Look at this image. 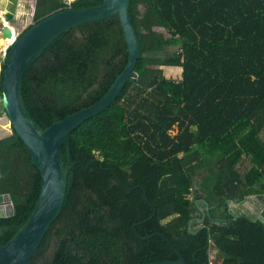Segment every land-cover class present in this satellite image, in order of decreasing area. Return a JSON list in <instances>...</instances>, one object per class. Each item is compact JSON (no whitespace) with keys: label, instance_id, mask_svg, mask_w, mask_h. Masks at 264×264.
Instances as JSON below:
<instances>
[{"label":"trees","instance_id":"16d2710c","mask_svg":"<svg viewBox=\"0 0 264 264\" xmlns=\"http://www.w3.org/2000/svg\"><path fill=\"white\" fill-rule=\"evenodd\" d=\"M103 2L38 0L35 22ZM130 14L138 78L69 136L65 204L27 264L177 261L166 238L188 264H211L212 245L220 264H264V220L229 208L264 194V0H131ZM128 59L118 15L73 28L23 77L28 115L46 129L93 105ZM62 154L68 164L67 146ZM245 158L252 165L243 171ZM40 191L22 139H0V194L16 209L0 217V244L29 220Z\"/></svg>","mask_w":264,"mask_h":264},{"label":"water","instance_id":"95a60500","mask_svg":"<svg viewBox=\"0 0 264 264\" xmlns=\"http://www.w3.org/2000/svg\"><path fill=\"white\" fill-rule=\"evenodd\" d=\"M130 6L131 0H104L101 5L94 7H71L58 11L37 23L34 22L18 36L13 27L9 25L4 27L3 37L12 38L13 42L6 51L2 99L10 130L12 133L16 132L22 139L31 154L33 164L40 171L41 191L29 220L8 243L0 244V264H27L38 252L65 204L69 169L75 165L71 158L69 136L82 123L106 111L122 94L128 82L138 78L135 68L142 49L130 14ZM114 15L119 16L128 47L129 59L125 68L96 103L66 116L63 120L54 122L46 129L42 128L28 115L22 102L20 88L26 72L63 34L82 24ZM7 16L8 20L13 18L11 13ZM64 146L68 147V164L62 154ZM148 202L152 205L150 201ZM15 212L11 195L0 194V217L12 216ZM199 220L204 221V218ZM136 234L141 237L137 232ZM162 236L165 237L164 234ZM166 239L179 255V259L151 264H188L172 242Z\"/></svg>","mask_w":264,"mask_h":264},{"label":"rangeland","instance_id":"374dc122","mask_svg":"<svg viewBox=\"0 0 264 264\" xmlns=\"http://www.w3.org/2000/svg\"><path fill=\"white\" fill-rule=\"evenodd\" d=\"M1 1H5V4L7 3V1H9L10 6L7 11L5 12L0 11V42L1 40L4 39L3 29L5 26L9 25L13 27L17 36L23 33L26 29H28L30 25H32L33 23L34 15H35V8H36V0H0V7L2 5ZM1 8H3V6ZM8 13L13 14V18L10 20H8V16H7ZM9 46L10 45L0 44V55H1L0 61L1 63L3 62V64L5 61L4 59L5 53L2 51L4 48L8 49ZM176 48L177 47L173 49H176ZM6 122H7L6 123L7 127L5 126V128H8L10 131V132L8 131L7 133H12V131L10 130L11 128H9L8 117H7ZM2 136H5V135L0 133V137ZM251 165H252L251 161L248 158H245L243 160L241 168L243 171H245V170H248L251 167ZM203 175L204 173L200 172L198 173L197 176H195L194 186L196 189H200L201 187L200 184H201ZM229 208H230V211L236 216L244 215V216L249 217L252 220H259V219L264 220V194L249 196L246 198V200L240 203L236 201H232L229 204ZM201 209L203 210L202 213L206 211V207L203 205L201 206ZM204 223H202L200 220H195V222L194 221L192 222L193 226L191 227L193 229L198 228L202 226ZM210 260H211V264H220L219 263L220 256L218 254V249L214 245H212L210 248Z\"/></svg>","mask_w":264,"mask_h":264},{"label":"crops","instance_id":"0c3cea01","mask_svg":"<svg viewBox=\"0 0 264 264\" xmlns=\"http://www.w3.org/2000/svg\"><path fill=\"white\" fill-rule=\"evenodd\" d=\"M1 4H2L1 7L3 6V8L0 7V11H3V12L7 11L8 8H9V6H10L9 1H7L6 4H5V1H1ZM6 49L4 48L2 52L6 53V51H5ZM0 60H1V58H0ZM2 67H3V62L1 63V61H0V80H1ZM0 87H1V83H0ZM6 121H7L6 111H5V107H4V103H3L2 96L0 94V133L5 135V136L0 137V139H2L3 137L5 138V137H8L9 136L7 134V132L9 131V129L8 128H5L6 123H7ZM5 130H7V131H5Z\"/></svg>","mask_w":264,"mask_h":264},{"label":"flooded vegetation","instance_id":"af4514ba","mask_svg":"<svg viewBox=\"0 0 264 264\" xmlns=\"http://www.w3.org/2000/svg\"><path fill=\"white\" fill-rule=\"evenodd\" d=\"M37 2H38V0H36V6H37ZM35 13H36V8H35ZM34 22H35V15H34L33 23H34ZM33 23H32V24H33ZM30 26H32V25H30ZM26 30H27V29H26ZM26 30H25V31H26ZM15 34H16V33H15ZM16 36H17V35H16ZM9 132H10V131H9ZM7 134L10 136V135L13 134V133H7ZM199 210H200V212L203 211V210L201 209V206H200V205H199ZM200 212H199V213H200Z\"/></svg>","mask_w":264,"mask_h":264},{"label":"built area","instance_id":"2783aa9c","mask_svg":"<svg viewBox=\"0 0 264 264\" xmlns=\"http://www.w3.org/2000/svg\"><path fill=\"white\" fill-rule=\"evenodd\" d=\"M68 1H70V2H72V1H74V0H68ZM7 51V50H6ZM7 53V52H6ZM6 53H5V57H6Z\"/></svg>","mask_w":264,"mask_h":264},{"label":"clouds","instance_id":"9594fccd","mask_svg":"<svg viewBox=\"0 0 264 264\" xmlns=\"http://www.w3.org/2000/svg\"><path fill=\"white\" fill-rule=\"evenodd\" d=\"M8 49H9V47H8ZM8 49H7V50H8ZM4 59H5V58H4ZM4 62H5V61H4Z\"/></svg>","mask_w":264,"mask_h":264}]
</instances>
